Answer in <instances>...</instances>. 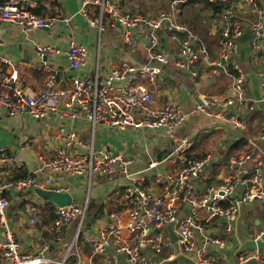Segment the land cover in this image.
Masks as SVG:
<instances>
[{
  "label": "built area",
  "instance_id": "built-area-1",
  "mask_svg": "<svg viewBox=\"0 0 264 264\" xmlns=\"http://www.w3.org/2000/svg\"><path fill=\"white\" fill-rule=\"evenodd\" d=\"M187 1L170 0L169 9L144 15L125 11L122 0H82L81 13L84 15L88 5L98 7V15L90 21L97 28L99 37L104 32L103 20L107 16L110 23L120 25V36L126 43H132L130 36L133 32H142L146 41V61L122 60L101 78L97 66L95 76L90 73L72 76L67 82L57 79L56 71L42 57L50 46L39 45L37 50L41 59L38 65L45 69L46 78L41 88L32 90L24 84L17 71L1 69L6 59L0 56V116L24 113L40 121L58 114L75 120L82 114L92 127L101 124L119 131L129 128L159 130L172 142L163 159L149 157L144 169L152 170L151 184L159 188L158 192L144 190L137 180L132 181L131 185L116 186L110 197L115 198L123 208L109 210L95 234L82 231L88 196L85 195L81 202L74 200L65 206L54 204V217L46 229L49 240L36 252L24 251L20 240L6 229L0 238V258L9 260L11 264H78L76 260L68 261V255L72 248H77V242L82 238L90 254H106L111 250L112 255L108 260L111 264L117 262V255H122L127 264H149V252L147 247H143V240L133 244L123 240L121 234L127 231L142 235L152 228L154 233L149 249L157 254L164 250L171 251L174 247V242L165 235L168 225L173 228L180 249L193 252L199 264H223L211 252L212 247L221 246L222 243L220 236L210 232L213 222L222 220L225 231H230L231 222L238 215V204L258 201L264 208L261 174L264 162L258 161L251 169L230 172L220 183L201 189L197 186L196 177L210 156L190 153L194 138L179 131L188 114L171 102L153 106L152 97L153 86L169 64L167 49L158 35V30L163 29L178 44L174 66L187 70L193 84L196 83L197 65L200 64L216 66L229 78V96L221 102L222 109H214V102L204 95L195 103L194 109L210 118L243 127L244 123L238 116L245 111H253L258 103L264 104V68L258 71L259 96L248 95L247 73L239 62L240 37L251 33L252 60L264 57V0H208L226 4L214 23L219 34L218 49L214 50V54L193 28L177 20L181 6ZM35 6V0H3L0 2V21L24 31L52 26L54 18L40 16L33 10ZM238 11L246 17L242 18ZM64 52L71 69L84 65L88 55L86 45L75 41H70ZM181 86L186 88L184 83ZM225 107L230 112L224 110ZM261 137H264V129ZM61 138V146L55 150L53 158L45 162L46 167L82 177L87 189L96 176H112L117 171L129 175L128 167L134 161L133 157L97 147L92 140L85 142L73 128H62ZM248 157L246 154L231 158V168H239ZM12 161L13 156L0 147V162ZM162 162L170 165L169 171L157 168ZM35 188L67 191L54 184L51 177H46L44 181H39L33 173L4 177L0 181L2 225H5V214L10 203L7 193L17 194ZM184 206L187 208L185 213ZM123 209L127 211L126 223L122 218ZM33 213L31 211L30 222L36 220ZM75 220L76 231L65 254L60 258L52 257L48 253L51 241H61L66 229ZM76 256L79 260L77 250ZM237 264H264V254L251 252L240 255Z\"/></svg>",
  "mask_w": 264,
  "mask_h": 264
},
{
  "label": "crops",
  "instance_id": "crops-1",
  "mask_svg": "<svg viewBox=\"0 0 264 264\" xmlns=\"http://www.w3.org/2000/svg\"><path fill=\"white\" fill-rule=\"evenodd\" d=\"M35 1L36 6L33 10L44 18H54L52 26L24 31L6 21H0V56L6 59L2 62L1 69L17 71L24 84L30 89L41 88L46 78L45 69L38 65L41 59L37 50L39 45L50 46V50L42 57L56 71L57 79L65 82L72 76H84L89 73L95 76L97 66L101 78L112 66L122 60L132 62L147 60L146 41L142 32H133L130 36L133 41L128 44L120 36V25L110 23L105 16L104 32L99 37L97 28L90 21L98 15L97 6L88 5L84 15L81 13L82 0ZM122 7L130 13L152 15L169 9L170 0H122ZM238 13L242 18L246 17L243 12L238 11ZM218 18L219 14H213L210 7L198 1L182 5L177 16L179 22L190 26L199 34L200 40L202 38L208 41L212 52L218 49L219 34L214 28ZM262 20L264 21V15ZM158 35L167 49L169 64L153 86V106L171 102L188 114L179 131L193 136L194 142L190 153L196 156H210L209 161L196 177L197 186L205 190L211 185L220 183L230 172L251 169L258 161L264 162V137H261L264 129V104L258 103L253 111H245L238 116L244 123L243 127L234 126L231 122L214 117L210 118L196 111L195 103L202 95L214 102L212 105L214 109H222L221 102L229 96V78L216 66L200 64L197 65L198 74L195 77L196 83L193 84L190 81V73L187 70L177 69L173 64L178 47L177 41H174L163 29L158 30ZM70 41L83 43L87 47L86 62L77 69L69 67L64 52ZM240 41L239 62L247 73L246 92L248 95L258 97L260 94L258 71L264 68V57L260 56L255 61L252 60L251 33L248 39ZM219 77L223 78L224 84L218 86L217 93L213 96L196 92V88L201 83L211 84L217 82ZM181 83H184L186 88H183ZM224 110L230 112L228 107ZM15 116L23 120L30 119L33 127L22 126L21 129L11 128L12 130L9 131L0 126V147L13 156L12 162H0V181L4 177H20L26 173L35 174L39 181L51 177L53 183L70 192L75 201H83L86 186L82 177L54 171L44 165L53 158L55 150L62 144V128H73L85 142L92 140L97 147L134 158L128 167L129 175L117 171L112 176L95 177L88 205L91 215L88 220L84 218L82 230L84 233L95 234L103 225L109 210L123 208L115 198L110 197L116 186L131 185L132 181L137 180L144 190L153 193L159 191L158 187L151 184L152 170L144 169L149 157L155 160L163 159L172 145L162 131L147 128L119 131L101 124L92 127L82 114H79L75 120H69L59 114L40 121L24 113ZM10 117L13 116L1 115L0 121ZM246 154L249 157L239 168L236 166L231 168L229 163L231 158ZM157 168L169 171L170 165L162 162ZM261 174L264 184V166L261 168ZM7 197L10 203L5 214V225L0 223V238L7 229L20 240L24 251L36 252L50 238L46 229L54 217V203L38 196L35 190L17 194L11 192L7 193ZM186 209L184 206V213ZM31 211L36 217L34 222H30ZM122 218L125 223L128 222L126 209L122 210ZM76 225L77 220L69 225L61 241H51L48 253L52 257L60 258L65 254L66 247L76 231ZM168 227V225L165 227V235L172 241ZM171 230L175 234L172 227ZM210 232L222 239L221 246L212 247L211 252L215 259L223 264H237L240 255L251 252L264 254V208L258 201L240 203L238 215L231 222L230 231H225L222 220H216ZM153 233L152 228H148L142 235L124 231L121 238L133 244L143 240V247L148 248L149 264H199L195 254L182 251L176 241L171 251L153 253L149 249ZM76 250L79 253V260ZM111 255V250L106 254H90L80 238L77 248L70 250L68 261L76 260L78 264H111L108 261ZM0 264L11 263L7 259L0 258ZM115 264L127 263L122 255H117Z\"/></svg>",
  "mask_w": 264,
  "mask_h": 264
},
{
  "label": "rangeland",
  "instance_id": "rangeland-1",
  "mask_svg": "<svg viewBox=\"0 0 264 264\" xmlns=\"http://www.w3.org/2000/svg\"><path fill=\"white\" fill-rule=\"evenodd\" d=\"M162 11V10H161ZM199 35V34H198ZM201 38V37H200ZM208 42V41H207ZM216 81H214L213 83L211 84H206V83H201V85L198 86V88H196V92L197 93H204V94H207V95H210V96H213L214 94L217 93V89H218V86H222L224 84V80L223 78H218L217 82L215 83ZM0 126L4 129H7V130H12L11 128H19L21 129L22 126H25L27 128H30L33 127V123L30 119H27V120H23L21 117H10V118H5L3 120L0 121ZM22 133V132H21ZM167 138V137H166ZM168 139V138H167ZM169 140V139H168ZM214 153V151H213ZM92 190H93V187L91 185V187L89 189L86 188V192H85V195L88 196V205L90 203V200H91V193H92ZM90 210H88L85 214V219H89L90 217Z\"/></svg>",
  "mask_w": 264,
  "mask_h": 264
},
{
  "label": "water",
  "instance_id": "water-1",
  "mask_svg": "<svg viewBox=\"0 0 264 264\" xmlns=\"http://www.w3.org/2000/svg\"><path fill=\"white\" fill-rule=\"evenodd\" d=\"M249 38V34L245 33L240 37V40H246ZM35 193L43 198L44 200H47L49 202L54 203L55 205L58 206H65L70 204L71 202L74 201L72 195L68 191H56V190H44L40 188H35ZM168 230L170 232V236L172 241H176V235L172 232L171 227H168Z\"/></svg>",
  "mask_w": 264,
  "mask_h": 264
},
{
  "label": "trees",
  "instance_id": "trees-1",
  "mask_svg": "<svg viewBox=\"0 0 264 264\" xmlns=\"http://www.w3.org/2000/svg\"><path fill=\"white\" fill-rule=\"evenodd\" d=\"M196 1L202 3L203 5H205L207 7H210V9L212 10L213 14H219V12L221 11V9L226 6V4H222V3L217 2V1L210 3L208 0H188L187 3L188 2L193 3V2H196ZM201 40L206 43L209 51L211 52V54H213L214 50H213V52L211 51V48H210L208 42L206 41V39L203 40L201 38ZM24 175H22V176H24Z\"/></svg>",
  "mask_w": 264,
  "mask_h": 264
}]
</instances>
